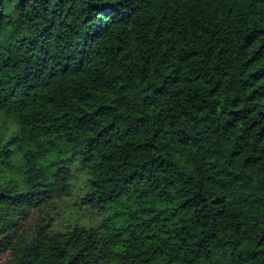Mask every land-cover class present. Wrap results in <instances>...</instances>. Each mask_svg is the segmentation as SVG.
Listing matches in <instances>:
<instances>
[{
    "label": "trees",
    "instance_id": "1",
    "mask_svg": "<svg viewBox=\"0 0 264 264\" xmlns=\"http://www.w3.org/2000/svg\"><path fill=\"white\" fill-rule=\"evenodd\" d=\"M0 127V264H264V0H0Z\"/></svg>",
    "mask_w": 264,
    "mask_h": 264
},
{
    "label": "snow or ice",
    "instance_id": "2",
    "mask_svg": "<svg viewBox=\"0 0 264 264\" xmlns=\"http://www.w3.org/2000/svg\"><path fill=\"white\" fill-rule=\"evenodd\" d=\"M13 143V137L8 136L5 137L3 141H0V158L7 155L8 153L5 151L11 144Z\"/></svg>",
    "mask_w": 264,
    "mask_h": 264
},
{
    "label": "rangeland",
    "instance_id": "3",
    "mask_svg": "<svg viewBox=\"0 0 264 264\" xmlns=\"http://www.w3.org/2000/svg\"><path fill=\"white\" fill-rule=\"evenodd\" d=\"M0 130H1V127H0ZM57 211L60 213L57 215L58 219L62 222H65V217L68 216L69 210H66L64 206H61V207H57Z\"/></svg>",
    "mask_w": 264,
    "mask_h": 264
}]
</instances>
